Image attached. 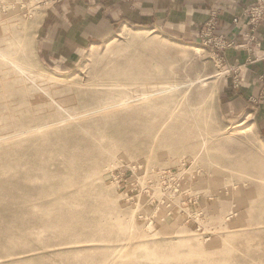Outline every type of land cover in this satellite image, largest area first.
Listing matches in <instances>:
<instances>
[{
  "label": "rangeland",
  "instance_id": "1",
  "mask_svg": "<svg viewBox=\"0 0 264 264\" xmlns=\"http://www.w3.org/2000/svg\"><path fill=\"white\" fill-rule=\"evenodd\" d=\"M60 1L0 0V264H264V142L225 115L206 23L62 65L40 29Z\"/></svg>",
  "mask_w": 264,
  "mask_h": 264
},
{
  "label": "crops",
  "instance_id": "2",
  "mask_svg": "<svg viewBox=\"0 0 264 264\" xmlns=\"http://www.w3.org/2000/svg\"><path fill=\"white\" fill-rule=\"evenodd\" d=\"M255 3L256 0H61L45 13L40 25L44 43L41 48L47 58L64 65L129 30L158 32L175 42L196 45L202 27L215 14L216 34L237 43L221 51L222 65L237 71L221 79L225 88L221 90L222 103L229 111L225 115L252 116L264 142V22L255 32L258 43L250 42L254 32L246 24V11ZM236 17L240 18L237 24Z\"/></svg>",
  "mask_w": 264,
  "mask_h": 264
},
{
  "label": "built area",
  "instance_id": "3",
  "mask_svg": "<svg viewBox=\"0 0 264 264\" xmlns=\"http://www.w3.org/2000/svg\"><path fill=\"white\" fill-rule=\"evenodd\" d=\"M247 22L246 24L251 27L254 32L249 36L250 42L258 43L255 32L258 27L264 22V0H256V3L249 7L246 11ZM240 22V18H234V23ZM216 15L213 14L211 19L205 24L206 27L203 30V41L206 44H210L212 47L219 49L220 51L235 47L237 43L234 40L227 38L225 35L214 37L212 34L216 27ZM261 81L264 82V76H261Z\"/></svg>",
  "mask_w": 264,
  "mask_h": 264
}]
</instances>
